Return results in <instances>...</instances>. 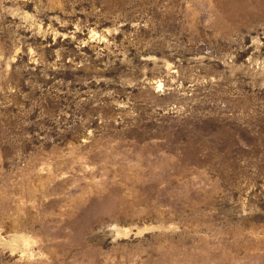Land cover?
Masks as SVG:
<instances>
[{"label":"rangeland","instance_id":"1","mask_svg":"<svg viewBox=\"0 0 264 264\" xmlns=\"http://www.w3.org/2000/svg\"><path fill=\"white\" fill-rule=\"evenodd\" d=\"M0 264H264V0H0Z\"/></svg>","mask_w":264,"mask_h":264}]
</instances>
